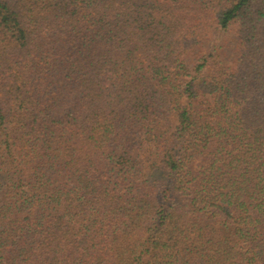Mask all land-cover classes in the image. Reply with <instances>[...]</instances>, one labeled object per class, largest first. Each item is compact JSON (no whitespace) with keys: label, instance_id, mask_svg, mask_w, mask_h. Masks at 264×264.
Listing matches in <instances>:
<instances>
[{"label":"trees","instance_id":"1","mask_svg":"<svg viewBox=\"0 0 264 264\" xmlns=\"http://www.w3.org/2000/svg\"><path fill=\"white\" fill-rule=\"evenodd\" d=\"M0 264H264V0H0Z\"/></svg>","mask_w":264,"mask_h":264},{"label":"rangeland","instance_id":"2","mask_svg":"<svg viewBox=\"0 0 264 264\" xmlns=\"http://www.w3.org/2000/svg\"><path fill=\"white\" fill-rule=\"evenodd\" d=\"M207 48H215L228 66H233L239 55V39L236 29L212 32Z\"/></svg>","mask_w":264,"mask_h":264}]
</instances>
